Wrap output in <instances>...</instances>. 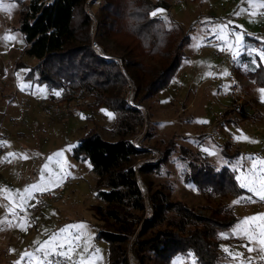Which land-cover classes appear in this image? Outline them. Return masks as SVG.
<instances>
[{
  "label": "rangeland",
  "instance_id": "1",
  "mask_svg": "<svg viewBox=\"0 0 264 264\" xmlns=\"http://www.w3.org/2000/svg\"><path fill=\"white\" fill-rule=\"evenodd\" d=\"M161 1L170 9H156L152 16L167 19L169 29L179 38L188 34L190 43L168 88L140 105L148 116L140 111L144 123L131 140L147 129L140 138L145 151L135 165L142 167L150 159L154 162L147 164H154L161 152L171 150L160 169L139 174L140 186L145 196L161 188L203 215L219 204L233 208L239 222L222 234L220 264H264V93L245 76L264 65L260 57L264 22L258 19L264 6L261 0ZM101 2L94 4L95 13ZM0 4V137L7 140V151L0 154V183L4 185L0 186V218L6 213L13 218L0 222V264H57L60 258L72 264H110L109 244L97 237L96 208L103 205L97 195L98 177L90 160L74 157V149L91 129L104 140L117 142L119 115L99 108L84 94L71 102L61 97L52 100L60 91L27 79L29 67L24 65L36 63L25 54L21 30L29 3L0 0ZM6 35L14 39L5 41ZM99 43L116 57L112 42L99 38ZM227 49L232 51L230 61L223 57ZM234 80L241 86L250 119L224 129L233 134V141H217L207 129L219 113L227 119L232 103L225 95ZM228 143V153L236 155L230 159L223 154V145ZM152 150L157 154L152 156ZM194 159L218 169L229 167L245 192L239 198L208 200L185 180L188 163ZM32 185H38V190H32ZM62 185V192L37 206V192L55 191ZM20 197H24V211ZM26 252L31 255L24 256ZM172 264L192 261L190 256H177Z\"/></svg>",
  "mask_w": 264,
  "mask_h": 264
},
{
  "label": "trees",
  "instance_id": "2",
  "mask_svg": "<svg viewBox=\"0 0 264 264\" xmlns=\"http://www.w3.org/2000/svg\"><path fill=\"white\" fill-rule=\"evenodd\" d=\"M85 2L57 0L50 8L36 3L29 6L21 30L25 54L36 63L24 67H29L27 79L60 91L52 100L61 97V101L71 102L84 94L99 108L119 115L117 142H108L91 129L74 149V157L90 160L98 177L97 195L103 205L96 208L97 237L109 244L110 264H172L175 257L190 253L197 264H220L222 234L239 222L234 209L219 204L203 215L184 201L173 200L161 188L145 196L139 174L160 169L171 150L161 152L154 164L136 168V159L145 150L130 142L144 117L127 104L123 70L135 82L136 100L142 106L168 88L181 68L190 36L179 38L163 18L152 16L156 9H170L164 1L102 0L96 13L99 38L113 43L122 69L118 62L100 58L93 51ZM245 76L264 89L263 64ZM247 108L244 104L241 112H228L223 127L248 121ZM223 147L226 158L236 156L228 153L229 143ZM185 180L208 200L213 196L239 198L245 192L229 167L218 169L206 161H189Z\"/></svg>",
  "mask_w": 264,
  "mask_h": 264
},
{
  "label": "built area",
  "instance_id": "3",
  "mask_svg": "<svg viewBox=\"0 0 264 264\" xmlns=\"http://www.w3.org/2000/svg\"><path fill=\"white\" fill-rule=\"evenodd\" d=\"M29 3V6L32 5L33 3L38 4L39 6H42L44 8H50L52 7L57 0H27ZM98 0H86L84 4V10L86 14L90 18V25H89V35H90V40H91V46L93 51L99 56L100 58L109 60V61H115L118 62V64L122 67L123 69V64L120 61V59L110 55L109 53L105 52V50L101 47V44L99 43V34H98V19L97 15L94 12L93 6ZM258 19L262 20L264 22V8L262 9L261 13L258 15ZM224 59H228L229 61L231 60L232 56V51L227 49L222 52ZM123 73L125 75V78L127 80V87H126V94H125V99L127 101V104L136 110H139L143 113L145 118L147 119V113L146 111L141 108V106L137 103L136 100V85L135 82L127 75V73L123 70ZM225 98L228 99L231 103L232 106L229 107V109L226 112L230 111H235V112H241L244 104H245V98L241 96V86L238 83L237 80H234L231 84V87L229 88L227 94L225 95ZM220 115L216 118L214 124L210 126L207 129V133L213 135L217 141H233L234 136L232 133H230L227 130H224L226 127H223L224 121L223 114L219 113ZM147 129V126L144 127L143 133L134 139L130 140L131 144L138 150H144L142 145L140 144V138H142L143 134L145 133ZM0 141L7 142V140H4L0 137ZM7 148L4 147V145L0 146V154L2 152H6ZM149 151V150H148ZM152 156L157 154V151L152 150ZM154 159H150L143 164L142 166L147 164V163H153ZM136 168H139L137 165H135ZM140 166V165H139ZM64 185L58 187L57 190L55 191H42V192H37L34 195L35 202L37 206H40L43 204L45 201L51 200L55 197L56 193H60L64 189ZM0 200H1V195H0ZM57 264H72L71 261L67 258H60L59 261L56 262Z\"/></svg>",
  "mask_w": 264,
  "mask_h": 264
},
{
  "label": "snow or ice",
  "instance_id": "4",
  "mask_svg": "<svg viewBox=\"0 0 264 264\" xmlns=\"http://www.w3.org/2000/svg\"><path fill=\"white\" fill-rule=\"evenodd\" d=\"M250 2H251V0H250ZM261 4H262V6H264V0H261ZM0 8H3V5H2V4H0ZM8 10H10V9H8ZM152 15H156V13L154 12V13H152ZM3 39H4L5 41H9V40H13L14 37H13V36H10V35H6L5 37H3ZM236 39L239 40L240 37L237 36ZM260 57H261L262 60H264V50H261V52H260ZM259 91H260L261 93H264V89H260ZM56 95H59V92H57ZM6 143H7V142L0 141V146H2V145H6ZM242 186L246 187L247 185H242ZM38 188H39L38 185H32V186H31V189H32V190H38ZM250 190H251V189H250ZM25 191H28V190H25ZM18 195H19V194H18ZM20 200H21V211H24V208H23V206H22V202H23V200H24V197H20ZM248 219H254V218H248ZM73 227H75V226H73ZM248 239L251 240V237H248ZM261 242L264 243V241H261ZM251 250H252V249L249 248V251H251ZM30 255H31V254H29V253H27V252L24 253V256H30ZM61 255H63V253H61ZM189 256H190V258H191L192 264H195V257H194V255L190 253Z\"/></svg>",
  "mask_w": 264,
  "mask_h": 264
},
{
  "label": "crops",
  "instance_id": "5",
  "mask_svg": "<svg viewBox=\"0 0 264 264\" xmlns=\"http://www.w3.org/2000/svg\"><path fill=\"white\" fill-rule=\"evenodd\" d=\"M165 21L167 20V19H164ZM167 22V21H166ZM0 70H3L2 69V67H0ZM57 96V95H56ZM190 106H192V104L190 105ZM190 108V107H189ZM0 186H4L3 185V183H0ZM0 194H1V191H0ZM3 194V193H2ZM4 195V194H3ZM2 196V195H1ZM4 198V197H3ZM1 201V200H0ZM2 202H3V200H2ZM1 202V203H2ZM8 217H10V219H13L12 218V216H10V215H8L7 213L2 217V218H0V222H3V221H7V219L6 218H8ZM20 222V221H19Z\"/></svg>",
  "mask_w": 264,
  "mask_h": 264
}]
</instances>
